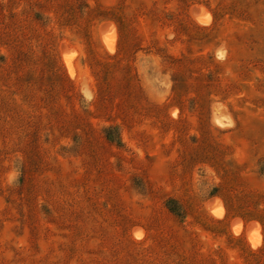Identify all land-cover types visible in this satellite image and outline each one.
<instances>
[{"label": "rangeland", "instance_id": "1", "mask_svg": "<svg viewBox=\"0 0 264 264\" xmlns=\"http://www.w3.org/2000/svg\"><path fill=\"white\" fill-rule=\"evenodd\" d=\"M0 264H264V0H0Z\"/></svg>", "mask_w": 264, "mask_h": 264}, {"label": "trees", "instance_id": "2", "mask_svg": "<svg viewBox=\"0 0 264 264\" xmlns=\"http://www.w3.org/2000/svg\"><path fill=\"white\" fill-rule=\"evenodd\" d=\"M105 137L107 138V140L111 141V142H114V143H120L119 141V138H113L111 136V134L109 133V131H106L105 132ZM166 206L168 208V210L174 214L176 217H178L179 219L183 216V209H182V206L176 202L175 200H168L166 202Z\"/></svg>", "mask_w": 264, "mask_h": 264}, {"label": "clouds", "instance_id": "3", "mask_svg": "<svg viewBox=\"0 0 264 264\" xmlns=\"http://www.w3.org/2000/svg\"><path fill=\"white\" fill-rule=\"evenodd\" d=\"M253 237L258 240V236L256 235V233H253Z\"/></svg>", "mask_w": 264, "mask_h": 264}]
</instances>
